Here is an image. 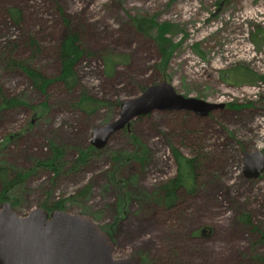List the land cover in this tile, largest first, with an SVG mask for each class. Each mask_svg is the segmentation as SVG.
Masks as SVG:
<instances>
[{"label":"rangeland","instance_id":"obj_1","mask_svg":"<svg viewBox=\"0 0 264 264\" xmlns=\"http://www.w3.org/2000/svg\"><path fill=\"white\" fill-rule=\"evenodd\" d=\"M13 9L21 14L18 25L9 18ZM137 16L174 26L175 33L167 36L168 59L161 57L153 39L135 32L131 18ZM65 21L78 32L86 53L76 65L79 81L71 91L53 82L41 95L20 70L5 72L0 56L3 93L26 105L0 113V161L13 169L35 168L37 161L50 157L51 143L63 146L65 160L72 163L90 144L92 130L114 120L122 102L149 86L166 82L185 98L224 107L207 117L155 111L137 118L127 132L114 134L74 178L55 179L36 168L23 185L10 191L18 200L17 215L25 217L48 202L67 201L90 187L85 196L66 202L63 212L87 215L108 230L113 259L260 264L264 171L247 180L242 155H264V46L257 49L251 41L258 27L264 29V0H0V50L18 46L15 51L22 59L32 58L35 68L54 79L59 71L56 47L68 26ZM28 36L35 39V48L27 47ZM107 54L122 62L111 75L103 64ZM234 68L262 79L253 84L223 80L222 73ZM84 94L113 106L87 116L74 106ZM42 102L48 110L37 108ZM131 135L146 149L145 163L133 160L142 152ZM171 148L196 160V189L192 194L180 192L175 207L166 209L152 194L176 174ZM113 153L130 160L116 168ZM110 173H117L125 187L111 183ZM127 191L131 198L126 196L125 204L118 206ZM201 229L204 233H197Z\"/></svg>","mask_w":264,"mask_h":264},{"label":"trees","instance_id":"obj_2","mask_svg":"<svg viewBox=\"0 0 264 264\" xmlns=\"http://www.w3.org/2000/svg\"><path fill=\"white\" fill-rule=\"evenodd\" d=\"M8 12L9 18L13 24L18 25L21 15L20 12L16 9L10 10ZM65 23L68 26L65 29L63 38H61L56 47L59 71L58 75L54 79L47 78L40 70L35 68L31 63L32 58H28L26 60L22 59V57L16 53L15 49L18 48V46L15 45H6L4 46L3 50H0V56L2 57L1 65L3 66V70L5 72L20 70L30 82L32 88L41 95H46L47 88L53 82L61 83L63 87L69 91L74 89L79 81L76 65L82 60L86 53L82 46V41L78 32L69 28L68 21H65ZM131 24L136 33L153 39L154 43L157 45L161 57H164L165 60L168 59L170 56L169 50L171 45L170 41L167 40V36L175 33L174 26L170 24H157L152 19L143 16L131 18ZM251 41L257 46V49L262 48L264 46V29L258 27L257 30L251 35ZM25 43L27 47L30 48H35L36 46L35 39L30 36L27 37ZM119 60L120 59H118V57L111 54L103 56V64L107 75H111L118 63H122ZM222 79L239 81L238 84H253L262 78L257 77L255 73H252L247 69L234 68L231 71L223 72ZM24 106L26 105L20 98L9 97L5 95L0 86V113L2 111L15 110ZM74 106L87 116H94L99 110L110 108L113 105L111 103L109 104L108 102L100 101L84 94L79 98L78 102ZM229 107L239 108V106L234 105H229ZM37 108L48 110V105L46 102H42L37 106ZM29 125H31V123H29ZM122 131L127 132L128 129ZM11 138H13V136H9L8 140L10 141ZM14 139L16 138L14 137ZM129 139H131L133 143L137 144L139 148H141L142 152V157L139 158L134 156L133 160L140 163H145L148 160L146 149L142 148L136 136L131 135ZM49 150L50 157L44 161H37L35 163V168H32L30 171L13 169L11 165H6L4 162L0 161V204L3 202H9L14 211V207L18 205V200L11 198L10 191L15 187L23 185L30 177L32 171L34 172L36 168H42L44 171L52 173L53 176L56 177L55 179L60 177L74 178L75 176L84 172V167L88 164L92 157L101 154V150L96 151L89 144L84 151H78V157L75 161L69 163L65 160L66 151L63 146L51 143ZM170 151L176 165V174L173 178L158 186L155 189V192L152 194V197L155 198V202L166 209L175 207V205L178 203L180 192L183 191L185 193L192 194L196 189V160L182 155L174 148H171ZM116 153H113L111 156V160L116 168L121 166L127 160H130L128 158L124 159L122 155L119 153L116 155ZM108 178L111 183L116 185L118 182H122L124 185L119 186L120 188L122 186L125 187L126 182L124 183V181H121L117 173H110ZM110 182L108 181V184L111 186ZM89 192L90 187H84L75 195H82L83 197ZM75 195L71 196L67 201L56 200L48 202L43 204L41 208L46 210L48 213L54 211H63L65 209L66 202L75 201ZM126 196L131 198L132 193L130 191H127V193H122L119 197L118 206H123L125 204ZM150 197L151 195H149V198ZM119 213L123 214V210H121V208L119 209ZM241 221L243 223L248 222L244 218L241 219ZM101 229L109 235V232H107L108 230H104V228ZM197 233L203 234L204 231L201 229L198 230ZM140 261L142 264H146L144 260ZM259 263L264 264V256L260 258Z\"/></svg>","mask_w":264,"mask_h":264},{"label":"water","instance_id":"obj_3","mask_svg":"<svg viewBox=\"0 0 264 264\" xmlns=\"http://www.w3.org/2000/svg\"><path fill=\"white\" fill-rule=\"evenodd\" d=\"M223 107L185 98L163 82L122 102L114 120L92 130L90 145L96 151L104 149L114 134L155 111L191 112L207 117ZM242 163L247 180L257 179L264 171L261 152H244ZM113 252L114 244L108 235L87 215L48 213L36 208L19 217L9 202L0 204V264H142L136 256L113 259Z\"/></svg>","mask_w":264,"mask_h":264}]
</instances>
